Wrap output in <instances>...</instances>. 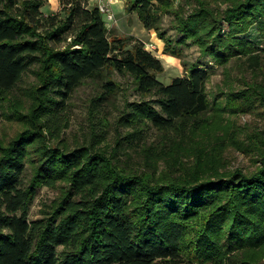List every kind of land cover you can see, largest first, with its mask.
<instances>
[{"label": "trees", "instance_id": "trees-1", "mask_svg": "<svg viewBox=\"0 0 264 264\" xmlns=\"http://www.w3.org/2000/svg\"><path fill=\"white\" fill-rule=\"evenodd\" d=\"M224 1L222 9L197 0L184 13L174 0H127L165 42L164 53L181 57L190 41L224 67L223 85L210 94L213 66L198 58L188 75L163 83L161 59L143 42L127 48L89 0H59L60 11L48 15L46 0H0V109L23 125L8 142L0 138V264H264V131L246 144L233 120L264 106V48L248 35L256 27L264 39V0ZM165 13L176 15L181 37L162 30ZM233 60L252 72L242 87L227 67ZM30 70L36 83L20 88ZM104 70L132 77L140 96L116 121L114 150L97 145L104 133L75 148L55 142L67 100ZM102 86L98 109L118 90L113 80ZM152 128L171 133L169 142L142 148L147 170L123 166L119 154L131 156ZM227 144L256 152L258 169H228ZM59 183L58 200L30 220L38 190Z\"/></svg>", "mask_w": 264, "mask_h": 264}, {"label": "rangeland", "instance_id": "rangeland-1", "mask_svg": "<svg viewBox=\"0 0 264 264\" xmlns=\"http://www.w3.org/2000/svg\"><path fill=\"white\" fill-rule=\"evenodd\" d=\"M175 7L181 12L189 13L194 7L198 5L197 0H174ZM212 5L225 9L228 2L224 0H207ZM108 3L111 10L115 14V19L107 23V28L110 33L115 36L127 38L125 46L132 48L136 42H143L147 50L151 51L155 56L161 59L164 70L157 72L156 77L165 84L171 82L176 76L188 75L187 67L192 62L200 58L203 62H207V66H213L212 76L207 84V91H217L219 85H223L224 80V67L216 66L209 62V58L200 57V49L197 44L188 41V45L183 48L181 57H176L164 53L165 42L159 38L157 31L152 28H146L141 21L136 11H131L127 7V0H89L88 7L99 6L101 3ZM59 0H46L43 6V12L48 14H56L60 11ZM176 15L173 13H165L162 15V30L172 38L181 37L176 28ZM256 27L250 30L249 37L255 44H258L261 49L264 48V39L261 38L256 31ZM162 41L160 47L158 41ZM150 44H154L151 47ZM264 52V50H263ZM184 61L188 63L184 65ZM244 60H233L227 65L230 68L233 78L235 79V86L242 87V76L252 80V72L245 69ZM113 80L118 85L117 93L111 96L109 102L98 109L93 103V98L103 92L102 83L106 80ZM36 83V76L32 70L28 71L21 83L20 88L27 87ZM21 94V90L18 91ZM139 94L135 90V84L132 77L124 74H119L116 71L104 70L94 78L86 79L79 85L72 93L71 97L67 100L65 109L59 115L58 127L56 128L55 142H62L70 148H75L81 145H87L93 139L100 140L96 134L104 133V140L96 142L97 145L101 144L109 152L113 151L116 147L117 136V119L124 109L126 101H134L139 99ZM28 102V99H27ZM4 106L0 109V138L5 141L12 139L20 130L23 125L17 121H9L2 115ZM236 135L246 144L253 140L256 132L264 131V106L257 104V106L245 113H240L233 117ZM127 129H120L119 133L125 134ZM171 133L163 136L156 129L152 128L150 135L146 138L147 143L142 142L141 147L137 150L133 149L131 156L119 154L123 166L128 169L147 170V163L142 151L146 145H151L153 142L161 145L168 143ZM145 141V140H144ZM128 149V148H127ZM224 156L227 163V168L230 170L241 168L245 173L252 174L260 166L259 157L256 152L242 151L235 145L227 144L224 150ZM165 165L160 163V170L164 169ZM32 176V168L28 164L25 174V180H29ZM62 183L56 187L43 186L41 187L35 199L32 201L29 210L30 220H34L43 216V209L58 200L63 190ZM153 264H197L188 260L179 262H169L164 260H155Z\"/></svg>", "mask_w": 264, "mask_h": 264}, {"label": "built area", "instance_id": "built-area-1", "mask_svg": "<svg viewBox=\"0 0 264 264\" xmlns=\"http://www.w3.org/2000/svg\"><path fill=\"white\" fill-rule=\"evenodd\" d=\"M100 11L102 12L105 22L110 23L115 19V14L114 12L111 10L110 6L108 5V3H101L99 6ZM151 47H154V44H150Z\"/></svg>", "mask_w": 264, "mask_h": 264}, {"label": "bare ground", "instance_id": "bare-ground-1", "mask_svg": "<svg viewBox=\"0 0 264 264\" xmlns=\"http://www.w3.org/2000/svg\"><path fill=\"white\" fill-rule=\"evenodd\" d=\"M115 2H119V0H115ZM158 42L160 44L159 46L162 47V41L159 40Z\"/></svg>", "mask_w": 264, "mask_h": 264}]
</instances>
